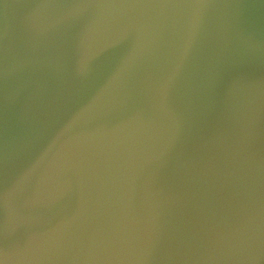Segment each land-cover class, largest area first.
<instances>
[{"label": "water", "instance_id": "1", "mask_svg": "<svg viewBox=\"0 0 264 264\" xmlns=\"http://www.w3.org/2000/svg\"><path fill=\"white\" fill-rule=\"evenodd\" d=\"M0 264H264V0H0Z\"/></svg>", "mask_w": 264, "mask_h": 264}]
</instances>
